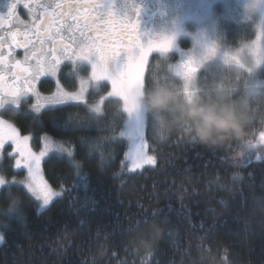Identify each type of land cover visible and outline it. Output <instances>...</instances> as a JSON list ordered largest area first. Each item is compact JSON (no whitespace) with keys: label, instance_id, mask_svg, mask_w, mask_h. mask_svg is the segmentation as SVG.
Masks as SVG:
<instances>
[{"label":"trees","instance_id":"1","mask_svg":"<svg viewBox=\"0 0 264 264\" xmlns=\"http://www.w3.org/2000/svg\"><path fill=\"white\" fill-rule=\"evenodd\" d=\"M228 25L220 30L229 47L255 36L250 24ZM177 61L179 54L168 52L153 54L147 63L143 99L149 153L156 163L138 171L121 168L122 156L116 154L124 150L121 145L104 146L118 137L127 119L121 98L107 102L105 119L74 105L39 116L26 111L23 102L22 109L1 110L0 116L22 133L67 141L74 155L71 160L53 154L43 162L46 179L64 194L40 215L22 189L9 185L0 190V264H264V147L257 156L252 154L258 145L251 147L264 127V97H250L242 105L244 84L228 79L223 82L228 89L218 95L210 77L200 81L193 101L175 72ZM60 70L59 81L69 91L89 76L88 69H72L71 64ZM105 85L91 91L89 103L104 95ZM54 88L49 80L39 90L50 94ZM192 105L226 118L230 127L215 131L208 142L193 139L197 122L186 116ZM54 116L69 128H53L49 119ZM38 144L34 139L36 150ZM3 165L10 166V159L0 163V172L22 176ZM80 172L88 194L99 202L94 211L77 215L70 204L84 194ZM142 214L149 220L137 227Z\"/></svg>","mask_w":264,"mask_h":264},{"label":"snow or ice","instance_id":"2","mask_svg":"<svg viewBox=\"0 0 264 264\" xmlns=\"http://www.w3.org/2000/svg\"><path fill=\"white\" fill-rule=\"evenodd\" d=\"M18 3L19 0H11L8 11L0 13V99L10 98L16 108L20 101L31 99L34 102L29 111L34 115L74 105L83 106L97 119H105L103 109L107 102L120 99L117 93L126 95L147 77L148 65L141 63L142 58L147 56L150 61L156 48L172 46L168 37L145 36L139 30L138 15L130 18L124 11H117L114 0H24L27 20L22 18ZM16 49H23L22 59L16 58ZM65 58H91L96 85L108 82L99 107L88 108V91L91 90L88 83H78L75 91L67 90L60 83L59 68ZM185 67L194 65L189 60ZM49 80L54 82L55 88L50 94H42L39 89ZM72 115L74 113L68 114V120ZM49 122L56 129L69 128L59 116L52 117ZM82 126L77 124V127ZM147 132L144 113L137 110L121 122L118 137L104 146L121 145L124 150H116V154L122 156L121 168L127 167L129 172H134L156 163L155 157L148 154ZM33 139L39 141L38 151L32 144ZM68 143L59 142L50 135L24 134L15 123L0 120V161L6 156L11 160L10 171L26 173L22 182L0 177V186L7 184L10 188L22 189L30 203L38 206L34 209L39 208L38 215L47 211L62 194L45 178L42 165L50 153L73 157L74 148L66 147ZM82 146L87 150L85 144ZM75 167L80 168L78 161ZM87 183L82 177L84 194L70 204L77 215L94 211L99 202L88 194ZM148 220L147 215L142 214L136 226ZM69 224L68 220L63 222L65 226ZM3 239L0 236V242Z\"/></svg>","mask_w":264,"mask_h":264},{"label":"rangeland","instance_id":"3","mask_svg":"<svg viewBox=\"0 0 264 264\" xmlns=\"http://www.w3.org/2000/svg\"><path fill=\"white\" fill-rule=\"evenodd\" d=\"M2 3H4L3 0H0V5ZM231 23L235 27L244 26V24L252 25L255 31L252 41L239 47L225 45L221 39L220 27L223 24L231 25ZM148 29L150 36L153 38L168 37L171 39V47L161 46L156 48L153 54H166L168 52L179 54V61L174 64V69L182 79L186 91L189 92L188 97H191L193 101H196L199 97L197 91L199 90L200 81L210 77L215 79V90L218 95L224 94L225 89H228V86L223 84L228 79L234 78V84L236 85L238 83L244 84L245 97L242 105H246V101L250 97H264V0H181L174 7L167 8L163 16L153 20ZM182 40L190 43V45L184 47L181 43ZM64 60L67 61L60 63L59 73L63 66L69 64H71L72 69L74 67L77 69L84 67L89 70L88 77L80 78V83L86 82L91 87L88 95L91 91L100 92V87L104 83H108L102 81L99 85H96L95 78L92 76L93 62L91 58H78L75 60L65 58ZM189 60H191L194 67H185ZM148 61L147 56H144L141 63L147 64ZM237 75H243L242 79L238 78ZM144 81L145 79L137 83L126 95L123 93H117V95L123 100V109L127 113V118L139 110L144 113L145 123H147V109L143 99ZM103 97L104 95L95 102L89 103V109L93 106L99 107ZM22 102L27 105L26 111H29L30 105L34 101L31 99L20 101L19 108H16L12 106L14 102L10 98H4L2 103L0 101V114L5 107L22 109ZM0 120L5 121L2 116H0ZM6 122L9 121L6 120ZM260 146L264 147V127L256 134V139L252 141L251 147H256L253 156L261 153L259 151ZM66 147L68 146L66 145ZM53 154L66 156L60 153H50L49 157ZM148 154L152 156L149 149ZM5 158L7 157L5 156ZM68 158L73 160V157ZM4 159L0 163H3ZM150 165L153 164L144 165L143 168ZM4 169L10 170V166L4 167L3 165ZM25 175L26 173L23 172L21 177L15 175L8 177L0 172V177L9 180L16 179L20 182L24 181ZM6 186L9 185L0 186V190ZM53 189L60 192L61 197H63L64 190L54 187ZM0 236L3 235L0 233ZM2 242H0V245Z\"/></svg>","mask_w":264,"mask_h":264},{"label":"flooded vegetation","instance_id":"4","mask_svg":"<svg viewBox=\"0 0 264 264\" xmlns=\"http://www.w3.org/2000/svg\"><path fill=\"white\" fill-rule=\"evenodd\" d=\"M181 0H114V6L117 11L125 12L129 15L130 18L138 15L137 19L139 20V30L145 35L150 36L148 32V26L153 20L163 16L166 12L167 8L174 7ZM4 3L0 5V13H6L8 11V7L11 3V0H3ZM44 2H49V0H44ZM156 4L160 6L161 12L156 16L148 17L145 12L141 11L143 6ZM18 7L21 8L20 14L22 18L25 20L28 17L25 15V10L27 9V5L24 3V0H19ZM148 13V12H147ZM24 55L23 51L15 50V56L18 59H22ZM67 60H62L61 62H66ZM1 103L4 99H0Z\"/></svg>","mask_w":264,"mask_h":264},{"label":"clouds","instance_id":"5","mask_svg":"<svg viewBox=\"0 0 264 264\" xmlns=\"http://www.w3.org/2000/svg\"><path fill=\"white\" fill-rule=\"evenodd\" d=\"M161 102L153 101V104ZM186 116L197 122L196 135L193 139H199L201 142H208L212 139L215 131H226L230 127V123L226 118L219 117L218 114L211 113L202 106L192 105L187 109ZM160 234L161 230L157 229L156 235L159 236Z\"/></svg>","mask_w":264,"mask_h":264},{"label":"water","instance_id":"6","mask_svg":"<svg viewBox=\"0 0 264 264\" xmlns=\"http://www.w3.org/2000/svg\"><path fill=\"white\" fill-rule=\"evenodd\" d=\"M141 11L145 12L148 17H153L161 12V8L160 6L153 4V5H147V8L146 6H143ZM16 50L23 51V49H16Z\"/></svg>","mask_w":264,"mask_h":264}]
</instances>
